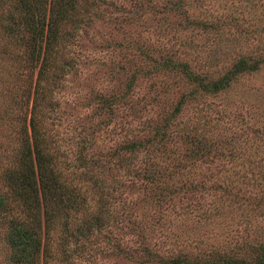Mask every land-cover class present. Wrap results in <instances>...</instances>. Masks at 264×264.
Instances as JSON below:
<instances>
[{
  "label": "rangeland",
  "instance_id": "rangeland-1",
  "mask_svg": "<svg viewBox=\"0 0 264 264\" xmlns=\"http://www.w3.org/2000/svg\"><path fill=\"white\" fill-rule=\"evenodd\" d=\"M107 1L60 47L56 69L40 86L24 50L17 61V43L0 34V198H11L0 209V264H11L10 222H30L24 205L13 202L9 176L35 139L32 118L61 181L79 192L68 217L56 216L46 235L44 226L39 231V264H148L147 248L200 263L215 250L241 248L243 256L264 244V66L231 90L183 107L167 150L115 157L126 143L148 138L186 86L164 72L130 83L140 53L215 75L241 57H264V0H171L184 5L177 11L162 7L170 0H154L160 7L152 14L135 9L137 0ZM129 84L128 101L112 114L103 108L102 97ZM195 141L211 153L197 157ZM82 150L87 163L78 159Z\"/></svg>",
  "mask_w": 264,
  "mask_h": 264
},
{
  "label": "trees",
  "instance_id": "trees-1",
  "mask_svg": "<svg viewBox=\"0 0 264 264\" xmlns=\"http://www.w3.org/2000/svg\"><path fill=\"white\" fill-rule=\"evenodd\" d=\"M154 3V0H137L134 8L152 14L155 13L156 8L160 7L155 6ZM107 4V0H0V34L17 43L18 46L13 52L17 61H20L21 50H24L28 67H31L33 71H38L37 86H40V80L47 79L49 71L52 68L56 69L55 54L58 53L60 47L74 41L79 31L85 27L90 13H95L96 10ZM183 6L180 2L175 3L170 0L162 7L166 11H177ZM93 15L96 18L99 16L97 13ZM184 17L188 18L187 13ZM208 25L213 28L217 27L214 24ZM137 50L141 52L140 49L137 48ZM140 60L144 65L142 62L136 65L137 70L130 83L136 82L139 78L152 79L164 72L177 77L179 79L177 84L183 80L186 86H184L185 90L182 96L174 104L173 111L164 108L162 114L164 117L159 115L160 120L155 125L149 126L148 138L126 143L121 152H119L120 150L115 151V157L119 159V162H125L140 151L145 153L154 148L167 150L166 145L171 136V127L181 115L183 107L198 97L219 95L231 90L240 78L257 73L264 66V57L260 56V58L254 59L244 56L229 68H225L224 71L215 75L208 72L206 74L196 72L190 65L178 63L170 57L156 58L152 56L150 50L141 52ZM131 90L132 84H129L125 92L102 97L100 102L103 108L112 114L113 106L128 101ZM42 99L44 100V98ZM167 103L169 104V102ZM31 121L35 139L31 144L29 142L24 144L18 171L9 176L13 190V194H11L14 197L13 202L18 201L20 205H24L30 221L12 220L9 224L7 241L11 264H39L43 251L42 236L39 231L44 226L46 235L52 227L56 226V216L68 217L71 209L70 203L76 201L79 196V192L75 188L61 181L62 173L58 163L39 141L40 137L37 134L33 118ZM192 143L193 146H196L194 152L196 156L209 154L212 151V148H208L200 142ZM78 159L83 163L89 162L88 156L84 154L83 150ZM153 179L163 186L159 178L153 176ZM158 189L161 190L159 198L164 197L166 200L164 191L159 186L156 190ZM10 200V196L1 197L0 209H6ZM88 224L85 222L84 229H81L82 226L78 228L82 231V236L88 232ZM65 229L68 238H71L72 232H69L68 227ZM75 235L76 239H79L77 233ZM242 250L240 248V250L226 253L215 250L214 255L209 257L205 255L200 263L191 261L189 256L185 255L186 253L165 256L152 248H147L146 255L149 258L148 264H264V244L252 246L249 253L242 254L243 256L240 254Z\"/></svg>",
  "mask_w": 264,
  "mask_h": 264
}]
</instances>
